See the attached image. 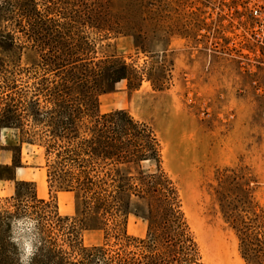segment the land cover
<instances>
[{
	"label": "rangeland",
	"instance_id": "obj_1",
	"mask_svg": "<svg viewBox=\"0 0 264 264\" xmlns=\"http://www.w3.org/2000/svg\"><path fill=\"white\" fill-rule=\"evenodd\" d=\"M258 1L0 0V117L21 127L19 101L31 95L24 91L44 79L58 80L42 69L48 46L40 42H50L54 21L72 19L71 36H86L92 56H112L130 70L128 80L98 96V111L126 112L153 139L158 168L145 161L141 172L129 174L135 184L149 175L162 176L193 243L188 264H264V255L245 257L241 242L243 223L251 226V238H264V104L254 91V83L264 90V68L242 65L238 52L248 45L247 10ZM87 16L106 20L108 27L83 28L79 23ZM10 98L17 112L9 109ZM39 103L48 106L42 99ZM24 128L32 130L31 123ZM20 148L34 184L10 181ZM0 149L13 156L11 167L0 166V264H18L16 244L9 238L15 220L25 215L38 221L42 241L32 264H98L85 260L82 248L103 244L138 258L132 256L135 241H105L95 217L79 216L70 234L74 194L49 191L37 143L20 146L13 130L0 128ZM129 208L143 212L145 204L131 197ZM116 222L126 236L146 239L143 218L128 213ZM176 252L169 264H182Z\"/></svg>",
	"mask_w": 264,
	"mask_h": 264
},
{
	"label": "trees",
	"instance_id": "obj_2",
	"mask_svg": "<svg viewBox=\"0 0 264 264\" xmlns=\"http://www.w3.org/2000/svg\"><path fill=\"white\" fill-rule=\"evenodd\" d=\"M71 22L70 18L64 23L54 21L50 42H40V47L48 46V57L42 60V69L58 80L44 79L33 84L31 91H24L23 95L29 92L31 95L29 101L25 98L19 101L22 109L18 117L22 126H13L8 116H2L0 128L13 130L20 146L37 143L43 149L49 191L74 194L76 218H72L70 234L74 232L75 219L92 216L104 231L105 241L113 238L118 243L123 238L137 243L134 246L137 253H132V256L137 255L136 259L129 257L131 252L106 249L103 244L87 250L82 248L86 252L85 260L98 264H133L135 261L169 264V258L174 257L173 252L177 250L180 262L188 264L193 243L162 176L156 179L149 175L135 184L129 174L131 169L141 172V162L153 161L158 166L153 139L144 129H139L126 112L100 114L98 111V96L116 82L128 80L130 70L112 56L103 60L92 56L94 51L86 36H71ZM79 25L98 31L108 27L106 20H92L88 16ZM40 99L48 106L40 107ZM13 101L9 99V109L17 112ZM26 123H31L32 130L24 128ZM131 197L144 202L143 212H131ZM123 198L126 200L121 202ZM39 203L48 204L43 200ZM128 213L147 221L145 240L130 238L119 228L121 223H117L116 218ZM54 215L58 217L56 210ZM110 221L112 227H109ZM250 229V225L241 224L243 255L258 259L264 255V238H251ZM123 247L126 245L122 244ZM94 251L99 253L96 258Z\"/></svg>",
	"mask_w": 264,
	"mask_h": 264
},
{
	"label": "built area",
	"instance_id": "obj_3",
	"mask_svg": "<svg viewBox=\"0 0 264 264\" xmlns=\"http://www.w3.org/2000/svg\"><path fill=\"white\" fill-rule=\"evenodd\" d=\"M247 46L238 49L240 62L253 68H264V0L253 3L247 10ZM255 94L264 104V90L254 83ZM264 115V113H263Z\"/></svg>",
	"mask_w": 264,
	"mask_h": 264
},
{
	"label": "clouds",
	"instance_id": "obj_4",
	"mask_svg": "<svg viewBox=\"0 0 264 264\" xmlns=\"http://www.w3.org/2000/svg\"><path fill=\"white\" fill-rule=\"evenodd\" d=\"M19 225L23 226L18 227ZM12 231L14 234L9 241L16 244L18 264H32V259L37 255L42 244L38 221L34 217L25 215L23 219L15 220ZM17 233H28V235L20 236Z\"/></svg>",
	"mask_w": 264,
	"mask_h": 264
},
{
	"label": "crops",
	"instance_id": "obj_5",
	"mask_svg": "<svg viewBox=\"0 0 264 264\" xmlns=\"http://www.w3.org/2000/svg\"><path fill=\"white\" fill-rule=\"evenodd\" d=\"M20 150L21 148L19 149L18 158H17L18 165L13 167L12 178L10 181L13 184L21 183V182L33 183L32 182L33 180L30 177H28L29 170H31V168L26 167L24 166V163H21L23 159L21 158ZM12 163H13V156L9 155L8 151L0 149V166L11 167ZM2 192H4V187L2 186V184H0V193Z\"/></svg>",
	"mask_w": 264,
	"mask_h": 264
}]
</instances>
